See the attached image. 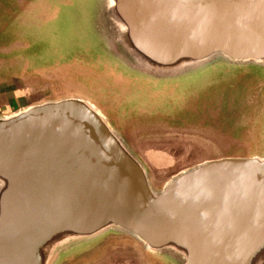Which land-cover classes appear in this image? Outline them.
I'll use <instances>...</instances> for the list:
<instances>
[{
	"label": "water",
	"instance_id": "1",
	"mask_svg": "<svg viewBox=\"0 0 264 264\" xmlns=\"http://www.w3.org/2000/svg\"><path fill=\"white\" fill-rule=\"evenodd\" d=\"M94 16L131 78L163 86L227 69L264 79V0H98ZM24 78L41 98L0 114V264H85L110 238L163 264H264V148L157 185L97 104Z\"/></svg>",
	"mask_w": 264,
	"mask_h": 264
},
{
	"label": "rangeland",
	"instance_id": "2",
	"mask_svg": "<svg viewBox=\"0 0 264 264\" xmlns=\"http://www.w3.org/2000/svg\"><path fill=\"white\" fill-rule=\"evenodd\" d=\"M0 3V57L12 59L13 76L53 95L92 100L137 152L158 163V178L205 159L262 152L264 79L257 72L209 70L190 81L153 85L124 74L102 47L94 20L98 0ZM164 122L178 131L149 129ZM97 249L85 264H163L125 238L106 239Z\"/></svg>",
	"mask_w": 264,
	"mask_h": 264
},
{
	"label": "crops",
	"instance_id": "3",
	"mask_svg": "<svg viewBox=\"0 0 264 264\" xmlns=\"http://www.w3.org/2000/svg\"><path fill=\"white\" fill-rule=\"evenodd\" d=\"M0 30L2 31V29ZM8 67L9 63L7 62V60L0 57V114H7L13 110H16L41 98L39 93H37L30 86V82L26 80L24 76L15 79L13 77V73L10 72ZM138 153L140 154L144 162L148 165L155 179L165 180L169 176L179 171L177 170L169 174H163L167 176L163 178H158V163H155L152 158L150 159V155H146L140 149ZM160 155L161 154H158L157 158L158 160L161 159V162L164 163L165 156ZM147 158L152 160L153 165L147 160ZM69 264H74V262Z\"/></svg>",
	"mask_w": 264,
	"mask_h": 264
}]
</instances>
